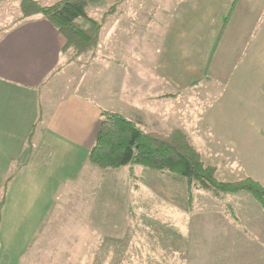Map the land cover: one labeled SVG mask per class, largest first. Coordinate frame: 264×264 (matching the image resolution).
<instances>
[{"label":"crops","instance_id":"obj_1","mask_svg":"<svg viewBox=\"0 0 264 264\" xmlns=\"http://www.w3.org/2000/svg\"><path fill=\"white\" fill-rule=\"evenodd\" d=\"M20 2L0 1V203L4 200L0 264L4 254L9 259L20 253L15 256L19 260L28 250L34 254L67 252L72 255L62 258L66 262L71 258L76 264H98L101 247L109 246H102L101 238L146 234L132 225L142 226L133 212L137 202H122L120 193L111 192L109 186L115 183L110 181L114 171L119 175L124 167L101 170L89 162L102 114L119 113L141 125L149 116L161 121L163 113L158 108L166 100L162 89L170 86L167 101L175 102L180 93L179 75L169 66L167 73L150 69V78L155 79L149 78V50L157 55L155 44L163 38L155 36L160 24H155L156 15L149 16V10L142 19L146 22L140 24L144 32L138 37L140 63L145 65L138 83H133L130 67L125 66L123 70L109 67L98 89L94 75L90 81L84 77L67 84L73 63L70 51L65 50V37L42 15L23 18ZM256 2L250 0L252 8ZM261 7L264 0L256 11L264 10ZM122 37L124 44H131V33L124 32ZM247 122L235 130L222 124V139L236 147L239 166L233 167L264 185V128L254 118L250 126ZM128 167L133 179L135 166ZM119 183V187L138 186L137 181ZM221 203L222 213L190 212L182 218L187 222L182 228L174 224L172 259L158 264H264V207L246 193L223 195ZM140 215L144 221L149 219L146 213ZM41 233L44 241L34 246ZM52 236L60 238L59 245H47L45 238ZM159 245L152 244L145 251L163 253L165 248ZM31 258L36 260L35 255ZM147 263L152 264L149 259Z\"/></svg>","mask_w":264,"mask_h":264},{"label":"rangeland","instance_id":"obj_2","mask_svg":"<svg viewBox=\"0 0 264 264\" xmlns=\"http://www.w3.org/2000/svg\"><path fill=\"white\" fill-rule=\"evenodd\" d=\"M39 1L43 6H50L61 0ZM262 1L257 0L252 8L250 0H100L87 10L92 18L103 22L99 45L94 51L82 55L70 51L69 60L73 64L69 67L67 84L74 82V79L84 80V77L90 81L91 75H94L98 76V89L103 84L102 75L108 76L109 67L111 70H123L125 66L130 67L133 83H138L136 80H139L140 71L145 66L143 62V65L140 63L139 56L138 37L144 32L140 24L146 22L142 19L148 17L146 13L150 10L148 15H156L155 24H160L155 36L163 38L155 44L157 55L149 50L146 71L150 78V69L158 68L167 73V68L171 66L172 71L179 75L180 93L175 102H168L170 98L167 92L170 93L171 87L165 86L162 91L166 93V100L158 108L163 113L162 120L149 116L146 124H140V128L160 134L181 129L191 138L204 161L217 167L220 181L244 179L246 174L233 167L239 166V160L235 157L237 150L234 144L222 139L225 129L221 125L235 130L244 121H248L246 124L250 126V120L254 118L262 121L261 129L264 128V10L256 11ZM142 6L145 7L140 10ZM19 7L21 9V2ZM114 8H117L115 13L109 15V11ZM232 8L230 21L224 28V20ZM124 32L131 33V44L123 43ZM160 33L162 36H159ZM150 61L155 66L150 65ZM170 78L166 79L171 81ZM157 80L160 82V78ZM252 97L255 101L250 99ZM255 135L262 134L257 132ZM129 166H135L133 179H130V167L126 166L119 171V175L114 171L110 181L114 180L115 183L109 186L111 192L117 190L120 193L122 202H137L133 212L142 226H138V223L132 225L133 228L146 231V234L131 238H101L103 243L100 244L109 246L101 247L98 264H146L148 259L152 264L169 261L172 259L170 252L176 235L173 233L174 224L180 223L182 228L187 223L182 218L190 212L219 214L225 210L221 197L217 198L203 190H195L192 203L189 204L186 184L179 177L136 165ZM123 180L130 184L137 181L138 186L128 188L126 184L119 187V182ZM144 213L149 218L147 221L140 215ZM173 218L181 220L173 221ZM216 218L221 222L219 217ZM45 239L47 245L60 244L58 237ZM43 241L41 233L34 246L41 245ZM159 242L165 248L163 253L145 251L146 248H152V244H158L159 248ZM107 249L112 251L107 252ZM64 253L67 252L34 254L28 250L19 260L15 256H21L20 253L9 259L4 254L1 264L77 263L71 258L67 262L62 259L72 255ZM32 255L36 256L35 261H32ZM43 257H46V263H43Z\"/></svg>","mask_w":264,"mask_h":264},{"label":"trees","instance_id":"obj_3","mask_svg":"<svg viewBox=\"0 0 264 264\" xmlns=\"http://www.w3.org/2000/svg\"><path fill=\"white\" fill-rule=\"evenodd\" d=\"M2 1V0H0ZM100 0H61L43 6L39 0H21L22 17L42 15L65 37L66 51L82 55L99 45L103 22L88 14L91 5ZM234 7V6H233ZM117 8L109 11L115 13ZM232 10L224 20L228 25ZM89 162L101 170H115L136 165L154 172L179 177L186 184L189 204L195 190L211 192L215 197L246 193L264 207V185L245 178L239 181H220L217 167L207 164L202 154L181 129L169 134L147 132L138 120L119 113L103 112L99 133L89 153ZM4 200L0 203L2 207Z\"/></svg>","mask_w":264,"mask_h":264}]
</instances>
